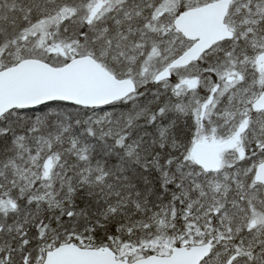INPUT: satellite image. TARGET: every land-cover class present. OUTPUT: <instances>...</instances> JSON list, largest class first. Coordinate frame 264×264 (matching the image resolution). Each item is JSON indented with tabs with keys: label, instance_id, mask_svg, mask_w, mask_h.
Wrapping results in <instances>:
<instances>
[{
	"label": "snow or ice",
	"instance_id": "6c2138e0",
	"mask_svg": "<svg viewBox=\"0 0 264 264\" xmlns=\"http://www.w3.org/2000/svg\"><path fill=\"white\" fill-rule=\"evenodd\" d=\"M0 264H264V0H0Z\"/></svg>",
	"mask_w": 264,
	"mask_h": 264
}]
</instances>
